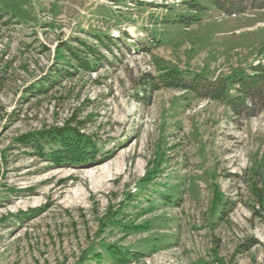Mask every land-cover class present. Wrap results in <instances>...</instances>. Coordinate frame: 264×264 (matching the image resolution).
Segmentation results:
<instances>
[{"label":"rangeland","instance_id":"1","mask_svg":"<svg viewBox=\"0 0 264 264\" xmlns=\"http://www.w3.org/2000/svg\"><path fill=\"white\" fill-rule=\"evenodd\" d=\"M63 43L93 67L88 48L102 45L96 70L57 60ZM255 65L264 9L0 0V264H264V108L228 105ZM167 72L226 81L227 95L164 86ZM66 124L97 137L93 164L52 167L18 142ZM109 245L142 254L121 263Z\"/></svg>","mask_w":264,"mask_h":264},{"label":"trees","instance_id":"2","mask_svg":"<svg viewBox=\"0 0 264 264\" xmlns=\"http://www.w3.org/2000/svg\"><path fill=\"white\" fill-rule=\"evenodd\" d=\"M214 6L226 15L242 14L255 10L264 9V0H213ZM100 42L103 39L98 37ZM102 45H98L96 49H90L89 55L94 62L84 61L83 63L80 55H78L75 47L66 43L57 47V60L65 58L68 54L70 61L76 62L80 67L86 70H96V64L100 62L102 54L100 53ZM65 70L57 69L55 72L56 77L41 78L36 80V83L29 87V94H44L46 90L59 82V79L64 77ZM167 72L160 75L157 82L167 87H184L185 89H193L196 93L202 96L219 100L224 99L227 95L226 81H210L201 80L195 85H187L179 77L172 76ZM176 74V73H175ZM59 76V78H58ZM238 85L237 96L228 99V105L233 114L237 116L250 115L264 108V65L254 66L252 74L247 77H241L235 81ZM95 135L85 134L72 127L69 124L51 127L49 129H42L34 134H26L21 136L18 140L19 144L28 150L34 151L41 160L48 163L52 167L71 166L83 167L93 164L100 153L98 143ZM150 175V172L147 176ZM264 199V191L259 190L256 192ZM25 216L26 214H22ZM139 228V227H137ZM117 245H109L107 247L111 256L119 260V262H128L131 257L141 255V251L126 250L122 251Z\"/></svg>","mask_w":264,"mask_h":264},{"label":"bare ground","instance_id":"3","mask_svg":"<svg viewBox=\"0 0 264 264\" xmlns=\"http://www.w3.org/2000/svg\"><path fill=\"white\" fill-rule=\"evenodd\" d=\"M102 169H105V167L102 168ZM93 173H94V172H92V171H88V172L85 173L82 177H83V179L87 180V178L89 179V178H92V177H93ZM73 193L77 196V195L81 194V190H80V189H79V190H76V191L73 192Z\"/></svg>","mask_w":264,"mask_h":264}]
</instances>
